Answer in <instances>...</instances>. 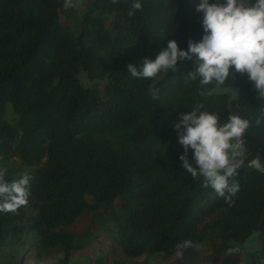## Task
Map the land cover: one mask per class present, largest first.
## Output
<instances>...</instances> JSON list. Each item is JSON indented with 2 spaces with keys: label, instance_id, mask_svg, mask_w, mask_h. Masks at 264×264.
I'll return each mask as SVG.
<instances>
[{
  "label": "trees",
  "instance_id": "1",
  "mask_svg": "<svg viewBox=\"0 0 264 264\" xmlns=\"http://www.w3.org/2000/svg\"><path fill=\"white\" fill-rule=\"evenodd\" d=\"M199 2L141 0L142 10L129 17L131 0H82L76 33L61 21L63 0H0V166L16 158L34 177L28 204L0 213V264H21L36 249L63 252L52 264H103L107 253L110 264H150L170 258L185 239L201 248L214 240L218 264L264 261V174L237 172L239 191L229 206L181 166L174 129L181 113L203 102L221 122L230 113L249 119L245 162L258 152L264 157V123L255 122L264 100L247 73L230 69L226 84L205 97L198 81H183L195 57L155 79L127 71L169 40L181 50L199 42ZM82 75L94 83L84 85ZM223 88H235L236 96ZM187 155L191 162L193 151ZM16 174L8 170L7 178ZM106 205L110 214L93 218L83 235L66 229ZM254 233L258 246L247 262L223 255ZM95 238L96 249L83 253ZM183 258L167 264H201Z\"/></svg>",
  "mask_w": 264,
  "mask_h": 264
},
{
  "label": "clouds",
  "instance_id": "2",
  "mask_svg": "<svg viewBox=\"0 0 264 264\" xmlns=\"http://www.w3.org/2000/svg\"><path fill=\"white\" fill-rule=\"evenodd\" d=\"M114 5L120 0H110ZM78 0H63L65 10L77 7ZM141 0H131L127 15L133 17L142 10ZM202 13L203 36L199 42L189 40L188 49L181 50L175 40L153 56H146L139 64H128L127 71L137 79H155L161 73L177 71L178 61L192 60L193 70L183 74L184 83L198 81L199 95L211 96L226 84L230 69L247 73L253 82L257 98L264 100V0H200L196 7ZM214 85V88H207ZM152 98L159 99V89H152ZM264 123V109L256 119ZM251 122L239 114L230 113L221 122L216 112L203 102L196 103L190 112L181 113L174 125L178 143L184 153L179 156L181 166L193 178L203 177V186L211 187L231 206L239 191L234 179L245 163L247 147L244 136ZM193 151L189 161L188 151ZM261 168L257 158L248 162ZM7 167L0 166V213L15 214L29 202L33 175L27 169L7 178ZM202 245L185 239L175 245L176 255L183 258L188 249L199 250ZM264 264V261H261Z\"/></svg>",
  "mask_w": 264,
  "mask_h": 264
},
{
  "label": "rangeland",
  "instance_id": "3",
  "mask_svg": "<svg viewBox=\"0 0 264 264\" xmlns=\"http://www.w3.org/2000/svg\"><path fill=\"white\" fill-rule=\"evenodd\" d=\"M81 11H82V0H78L77 7L68 9V10L63 9L61 13V21L64 23L70 24L76 33L79 30L78 21L81 17ZM106 24L107 25L109 24V18H107ZM82 81H83L82 83L87 86L94 83V82L89 81L84 75H82ZM221 91L229 92L232 97H235L237 94V91L234 88H223L221 89ZM4 167H7L9 171H12L15 173L21 172L22 168H24V166L16 158H13ZM110 212H111L110 206L108 205L103 206L93 215L84 216L80 218L77 221V223L67 225L66 229L70 231H75L79 235H83L90 228L93 218L94 219L95 218H98V219L105 218L107 215L110 214ZM97 243H98V238H95L94 240L90 241L89 245L83 251V253H91L92 249H96ZM256 244L258 246V238H257V234L254 233V235L247 242L239 243V242L232 241L231 242L232 247H230L227 250V252L223 255L237 254L238 256H242L244 262H247L248 261L247 251L251 248H255ZM216 245L217 244L214 240H208L207 244L203 248L199 249L195 255H191L189 257L183 258V260L200 262L201 264H218L213 259L214 253L212 251L213 248L216 247ZM62 256H63V252H60L57 249H44V250L36 249L33 251H29L26 254V256L23 258L21 264H52L57 259L61 258ZM112 258L113 257L110 255V253H107L106 259L104 260L103 264H110L112 262ZM142 259H144V256L133 258L132 261L142 260ZM178 259L180 258L177 257L175 253L170 258L163 260V261L153 259L151 260L150 264H167L171 261L178 260Z\"/></svg>",
  "mask_w": 264,
  "mask_h": 264
},
{
  "label": "water",
  "instance_id": "4",
  "mask_svg": "<svg viewBox=\"0 0 264 264\" xmlns=\"http://www.w3.org/2000/svg\"><path fill=\"white\" fill-rule=\"evenodd\" d=\"M254 158H257L259 161H260V163H261V165H262V167L261 168H255V167H250L249 165H248V162L249 161H247V162H245L237 171L238 172H241V171H245V172H254V171H258V172H260L261 174H264V157H263V155H262V153L261 152H258L257 154H256V156L255 157H253L252 159H254ZM251 159V160H252ZM264 220V203H263V210H262V213H261V215H260V222H262Z\"/></svg>",
  "mask_w": 264,
  "mask_h": 264
},
{
  "label": "crops",
  "instance_id": "5",
  "mask_svg": "<svg viewBox=\"0 0 264 264\" xmlns=\"http://www.w3.org/2000/svg\"><path fill=\"white\" fill-rule=\"evenodd\" d=\"M235 89V88H234ZM237 91V90H236Z\"/></svg>",
  "mask_w": 264,
  "mask_h": 264
}]
</instances>
